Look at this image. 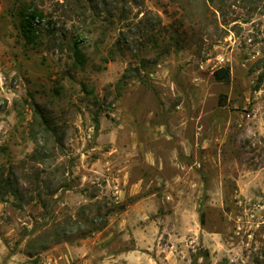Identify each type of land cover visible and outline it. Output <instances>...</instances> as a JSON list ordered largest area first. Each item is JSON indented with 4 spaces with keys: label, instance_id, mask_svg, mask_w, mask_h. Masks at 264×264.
Returning a JSON list of instances; mask_svg holds the SVG:
<instances>
[{
    "label": "rangeland",
    "instance_id": "1",
    "mask_svg": "<svg viewBox=\"0 0 264 264\" xmlns=\"http://www.w3.org/2000/svg\"><path fill=\"white\" fill-rule=\"evenodd\" d=\"M0 264H264V0H0Z\"/></svg>",
    "mask_w": 264,
    "mask_h": 264
},
{
    "label": "trees",
    "instance_id": "2",
    "mask_svg": "<svg viewBox=\"0 0 264 264\" xmlns=\"http://www.w3.org/2000/svg\"><path fill=\"white\" fill-rule=\"evenodd\" d=\"M41 15L37 10H34L33 12L26 13V10L22 11L21 19H20V27L22 30V34L25 37L26 41L29 43H32L36 40L37 34L35 29L33 28V19H35L36 15ZM74 52H75V58L78 63L83 64L84 63V54L78 45L77 42H74ZM214 76L219 80H229L230 78V70L227 67H220L214 71ZM93 219H91V229H87L83 232V235H87L88 233L92 232L95 229H100V227H94ZM81 229V226H80Z\"/></svg>",
    "mask_w": 264,
    "mask_h": 264
},
{
    "label": "built area",
    "instance_id": "3",
    "mask_svg": "<svg viewBox=\"0 0 264 264\" xmlns=\"http://www.w3.org/2000/svg\"><path fill=\"white\" fill-rule=\"evenodd\" d=\"M32 21H33V24L36 25L39 22V19L38 18H35Z\"/></svg>",
    "mask_w": 264,
    "mask_h": 264
}]
</instances>
